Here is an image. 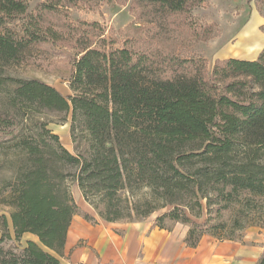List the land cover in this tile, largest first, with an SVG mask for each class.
Here are the masks:
<instances>
[{
  "label": "trees",
  "instance_id": "1",
  "mask_svg": "<svg viewBox=\"0 0 264 264\" xmlns=\"http://www.w3.org/2000/svg\"><path fill=\"white\" fill-rule=\"evenodd\" d=\"M104 1L45 0L35 14L26 0H0V71L18 63L23 49L41 40L40 31L53 33L44 24L47 12ZM201 2L132 0L141 9L138 19L157 29L189 18ZM15 15L25 17L29 39L3 28ZM165 47H86L74 64L69 98L40 80L0 75V92L14 85L0 109V143H12L23 162L1 204L11 211L17 241L25 234L39 241L20 252L0 246V264H62L73 218L93 222L74 199L73 181L106 222L172 207L155 226H187L191 248L205 236L236 241L248 226L264 229V49L255 61L218 60L208 75L204 59ZM52 113H71L75 154L48 128L43 116ZM141 187L148 194L132 203ZM2 221L0 245L11 239L8 219ZM257 264H264V253Z\"/></svg>",
  "mask_w": 264,
  "mask_h": 264
},
{
  "label": "rangeland",
  "instance_id": "2",
  "mask_svg": "<svg viewBox=\"0 0 264 264\" xmlns=\"http://www.w3.org/2000/svg\"><path fill=\"white\" fill-rule=\"evenodd\" d=\"M26 1L29 4V12L36 14V5L45 0ZM253 2L256 3L255 0ZM247 4V0H202L197 7L191 10L189 18L184 17L182 22L175 21L168 27L162 26L161 29L138 19L141 9L132 4V0H106L97 5L78 2L75 5L63 6L56 12H47L44 16L45 26L53 33L49 35L40 31L41 40L29 43L23 49L19 62L1 70L0 75L3 78L40 80L55 87L64 97L69 98L73 95L70 82L74 74V64L82 55L83 49L91 47L109 51L123 47L125 42H129L134 50L142 51L151 47L164 49L165 46L166 50L170 51L173 47L176 55L181 58L204 59L207 66L206 72L212 75L215 63L218 61L213 54L214 47L228 34L227 23H224L228 19L223 16L229 19L230 16L236 17L239 15V10L242 7L246 8ZM256 4L264 15V2L258 1ZM25 24L24 16L15 15L6 20L3 28L11 31L18 40H27L29 36L25 32ZM230 25L232 24L229 22ZM208 27H212V34L208 40H203ZM54 35L58 37L53 39ZM13 86L11 82H7L0 92L1 110L4 106V96L12 92ZM43 118L49 122L48 128L60 137L62 144L75 154L70 135L71 113L46 114ZM12 146L13 144L7 141L0 143V240L3 236V216L8 219V229L11 235V239H5L0 246L6 251L20 252L28 241L37 243L39 241L32 234H25L20 241H17L10 220L11 211L1 204L2 194L5 192L4 186L6 183L15 181L23 166V162L16 157ZM70 187L81 210L92 218L93 222H88L95 223L97 219L102 220L92 206H87L80 199L79 192L81 191L78 184L73 181ZM148 192L149 190L145 187L137 188L134 198L131 197L132 203L146 196ZM170 209L172 207L168 206L147 218L134 217L131 221L121 220L119 222L132 223L147 219L155 222L159 216ZM175 228H177V233L186 232L188 234L189 228L183 224H176L172 231ZM236 237V241L223 242L243 252L244 264H255L257 257L264 253V229L259 226H248L245 230L238 232ZM205 242L213 245L221 243L211 236H205ZM62 264H69V261L62 260Z\"/></svg>",
  "mask_w": 264,
  "mask_h": 264
},
{
  "label": "crops",
  "instance_id": "3",
  "mask_svg": "<svg viewBox=\"0 0 264 264\" xmlns=\"http://www.w3.org/2000/svg\"><path fill=\"white\" fill-rule=\"evenodd\" d=\"M258 1L264 2L255 0ZM247 3L238 16H230V19L223 16L230 20L224 22L228 34L214 47L215 59L255 61L264 49V32L261 31L264 15L253 0ZM229 22L233 26H229ZM79 195L91 207L81 192ZM176 229L161 230L150 219L132 223L97 219L90 223L76 215L68 232L63 260L67 259L69 264H244L243 252L226 242L206 244L204 237L197 248H191L185 242L187 233H177Z\"/></svg>",
  "mask_w": 264,
  "mask_h": 264
},
{
  "label": "bare ground",
  "instance_id": "4",
  "mask_svg": "<svg viewBox=\"0 0 264 264\" xmlns=\"http://www.w3.org/2000/svg\"><path fill=\"white\" fill-rule=\"evenodd\" d=\"M37 238V237H36Z\"/></svg>",
  "mask_w": 264,
  "mask_h": 264
}]
</instances>
